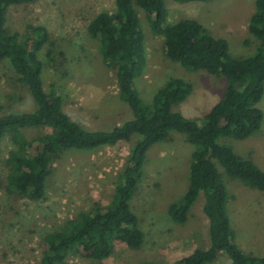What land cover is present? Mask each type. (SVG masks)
<instances>
[{
    "label": "rangeland",
    "instance_id": "1",
    "mask_svg": "<svg viewBox=\"0 0 264 264\" xmlns=\"http://www.w3.org/2000/svg\"><path fill=\"white\" fill-rule=\"evenodd\" d=\"M168 23L182 19L199 22L214 38L229 44L233 59L252 57L259 45L250 36L249 23L255 12V0H210L179 3L165 0ZM116 0H38L34 4L14 6L7 13L6 27L24 39L28 27L46 29L53 45L39 53L43 62V80L47 92L55 91L63 99L66 114L87 130L110 131L133 118L129 106L119 97L115 73L103 61L99 43L88 34L90 22L102 12H114ZM139 17L146 32V67L135 80V87L147 106L170 78H180L193 86L187 99L173 107L185 118L203 122L223 97L227 79L203 70L192 71L165 58L163 38L154 36L142 11ZM247 39L250 43L247 44ZM51 51V58L48 53ZM52 61V63H51ZM33 99L8 61L0 64V116L34 110ZM258 107L264 114V96ZM47 129L27 130L37 137ZM139 137L114 147L93 152L67 150L53 164L47 193L40 201L9 195L6 191V160L13 149L9 137L0 141V264H37L44 255L45 237L64 223L97 206L111 203L125 167ZM219 144L249 160L264 171V120L252 137L237 141L222 137ZM195 147L184 134L171 133L166 142L147 153L143 176L131 200L145 240L140 249L117 244L112 257L102 262L85 258L73 250L66 264H178L198 249L211 246L209 221L204 215V195L192 207L185 224H176L169 216L171 204L180 202L188 189L190 164ZM227 188V213L239 246L247 253L264 256V192L231 178L213 160ZM253 241H257L254 245ZM262 251V252H261ZM258 255V256H259ZM221 253L212 264H229Z\"/></svg>",
    "mask_w": 264,
    "mask_h": 264
},
{
    "label": "trees",
    "instance_id": "2",
    "mask_svg": "<svg viewBox=\"0 0 264 264\" xmlns=\"http://www.w3.org/2000/svg\"><path fill=\"white\" fill-rule=\"evenodd\" d=\"M37 1L0 0V64L5 61L11 64L35 106L31 112L0 116V141L9 137L13 145L6 160L7 193L40 201L47 193L53 164L61 153L93 152L139 137L119 174L111 203L81 213L48 234L44 239V255L37 264H66L73 250L102 262L112 257L117 244L140 249L145 235L131 208V200L142 179L147 153L153 146L169 140L172 132L186 135L195 151L188 189L180 202L170 205L169 216L176 224H185L203 194V212L209 221L211 240L209 249L195 250L178 264H212L221 253L227 254L229 264H264V257L247 253L239 246L227 213V188L213 162L216 160L231 178L264 192V171L218 143L222 137L244 141L260 130L264 120L258 107L264 96V0H255L248 30L259 45L252 57L242 60L233 59L228 42L211 36L196 20L182 19L169 24L165 0H116L114 12L97 15L88 26V34L99 43L104 63L115 73L119 97L133 113L131 120L110 131L85 129L66 114L62 97L45 90L44 65L39 53L46 45H53L46 29L28 27L22 40L7 29L9 8ZM139 11L145 14L152 34L163 38L166 59L188 70H203L227 79L222 99L205 114L201 124L173 112V107L193 92V86L183 79L170 78L156 93L152 106L142 101L135 87V80L147 63L146 32ZM250 42L247 39L246 43ZM47 55L51 58V51ZM44 128L47 132L37 137L26 134L27 130Z\"/></svg>",
    "mask_w": 264,
    "mask_h": 264
},
{
    "label": "crops",
    "instance_id": "3",
    "mask_svg": "<svg viewBox=\"0 0 264 264\" xmlns=\"http://www.w3.org/2000/svg\"><path fill=\"white\" fill-rule=\"evenodd\" d=\"M262 239V246H256L257 248H261L263 251H264V236L261 238ZM253 243H254V245H257L256 243H257V241L255 242V241H253ZM245 251V250H244ZM246 252V251H245ZM262 252V251H261ZM252 254H254V255H256V256H258L259 254L258 253H256V252H253L252 251ZM260 257H264L263 255H259Z\"/></svg>",
    "mask_w": 264,
    "mask_h": 264
}]
</instances>
